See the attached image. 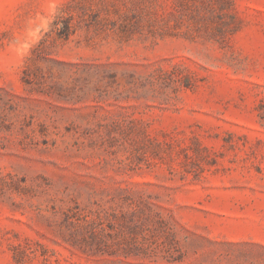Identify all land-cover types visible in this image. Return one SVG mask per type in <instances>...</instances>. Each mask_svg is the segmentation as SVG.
<instances>
[{"label":"rangeland","instance_id":"rangeland-1","mask_svg":"<svg viewBox=\"0 0 264 264\" xmlns=\"http://www.w3.org/2000/svg\"><path fill=\"white\" fill-rule=\"evenodd\" d=\"M0 0V264H264V0Z\"/></svg>","mask_w":264,"mask_h":264},{"label":"trees","instance_id":"trees-1","mask_svg":"<svg viewBox=\"0 0 264 264\" xmlns=\"http://www.w3.org/2000/svg\"><path fill=\"white\" fill-rule=\"evenodd\" d=\"M86 4L84 1L77 0L68 2L62 6L55 14L49 30H46L31 47V55H28L27 59L45 58L49 47L57 44L59 41L69 39L84 20L81 13H85Z\"/></svg>","mask_w":264,"mask_h":264}]
</instances>
